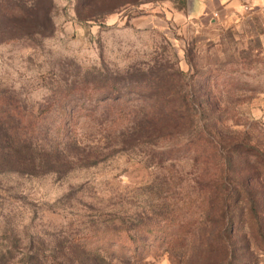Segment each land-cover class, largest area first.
<instances>
[{
    "label": "rangeland",
    "instance_id": "rangeland-1",
    "mask_svg": "<svg viewBox=\"0 0 264 264\" xmlns=\"http://www.w3.org/2000/svg\"><path fill=\"white\" fill-rule=\"evenodd\" d=\"M38 1L0 0V134L13 144L0 161V264H264V193L233 206L220 181L223 139L264 157L260 15L233 29L228 0H204L201 17L192 0H90L129 4L81 21L82 0H52L44 35ZM13 7L24 11L12 19ZM136 67L161 69L168 100L194 106L182 134L165 121L146 132L157 97L128 94ZM251 167L230 181L264 192V162Z\"/></svg>",
    "mask_w": 264,
    "mask_h": 264
},
{
    "label": "trees",
    "instance_id": "trees-1",
    "mask_svg": "<svg viewBox=\"0 0 264 264\" xmlns=\"http://www.w3.org/2000/svg\"><path fill=\"white\" fill-rule=\"evenodd\" d=\"M130 2V1H129ZM38 4V5H37ZM92 1L90 0H82L76 9V15L79 20L81 21H87V20H92L93 18L97 17H102L104 15L111 14L118 10L121 6L124 4H129L128 2H124L120 6H114L112 8H109L104 11H100L103 9H100L97 5L92 6ZM37 5V29L38 33H42L44 35L47 29L51 28L52 21H51V11L53 9V2L52 0H44V1H38L36 3ZM122 8V7H121ZM16 9H18L19 12H23L19 7H13L10 8V18H15L18 15L15 14ZM28 15L24 12L23 18ZM134 71L130 74L129 82L130 88L128 89V94H133L137 93L138 95H143L144 93H148L147 96H156L157 98L155 99L156 101L154 102L155 106V113L154 116L149 117L148 114L145 115L146 119V132L154 134L158 128V124L160 121H165L166 123H170V131H180L181 134L183 133L182 130L186 127L188 121L191 122L190 124H193V121H190L189 117L191 116V111H193L194 106L191 103L185 102L183 99L180 101V99L173 98L169 99L168 97L170 96L171 90L167 86V76L161 71V69H157V72L153 73L152 71L148 73L146 70H142L141 68H134ZM184 73L183 71L179 72L178 75L175 76V78H180ZM152 79H155L158 83H155L153 85ZM117 89H119L117 87ZM138 91V92H137ZM181 92V90L178 89V93ZM109 93V92H108ZM176 93V94H178ZM145 95V94H144ZM150 96V97H151ZM109 94L105 95V98H109ZM117 96L116 98H118ZM150 111V110H149ZM151 112V111H150ZM3 121L0 119V128L2 127ZM208 127V126H207ZM188 128L194 129V126H190ZM189 137L192 136L191 133H189ZM10 135L6 134H0V161L7 160L9 156V151L12 149V141L10 140ZM196 140V138H195ZM199 140V139H197ZM15 142V140H14ZM13 142V143H14ZM191 145H197V142L191 138L190 140ZM202 145V144H200ZM15 151V149H13ZM226 152L227 157H225V162L224 166H226V169L224 172L221 173L220 176V181L224 182L225 180H229L230 186L233 188H237L239 190H236L234 192L233 188H230L229 192L227 193L226 196L222 197V201L230 200L231 204L235 206L237 203L241 202L243 198L245 197L246 201L248 203H252V205H256V203H261V197L263 196V189L261 188H255L253 186V179H246L244 180V176L242 178L235 177L232 181H230V172L232 171L233 168H235L238 165L248 163L249 166H252L251 169L249 170V174L251 175L252 173H257L259 170V162L262 163L264 162V157L259 153V151L256 149L254 146H247V145H242L240 142H234L232 143L231 141L222 140V146L220 149V152ZM244 156V158H242ZM238 158L245 159V161L242 163L241 161L238 162ZM251 164V165H250ZM244 169V170H243ZM249 168H242V171L248 170ZM242 171L240 172L242 174ZM251 173V174H250ZM254 175V174H253ZM252 175V176H253ZM252 178V177H251ZM241 179V180H240ZM236 180V183H235ZM232 183H235L232 184ZM260 191V192H258ZM256 194H258L259 197H256ZM255 195V196H254ZM230 209V207H227ZM234 208V207H233ZM230 224H233V227L229 229L228 234L232 236V233L234 232L233 228L234 226L236 227L239 225L238 220L234 215L231 218ZM264 222L261 223V227H263ZM146 230L149 232V234H152V228L146 227ZM118 231V230H116ZM106 243V242H105Z\"/></svg>",
    "mask_w": 264,
    "mask_h": 264
},
{
    "label": "crops",
    "instance_id": "crops-1",
    "mask_svg": "<svg viewBox=\"0 0 264 264\" xmlns=\"http://www.w3.org/2000/svg\"><path fill=\"white\" fill-rule=\"evenodd\" d=\"M224 5L226 6L222 9L226 11V18L222 22L231 25L233 29L246 25L249 20L254 19V15H260L264 25V0H228ZM209 9L210 6L204 0H193L194 17L203 16ZM237 11H241L240 17Z\"/></svg>",
    "mask_w": 264,
    "mask_h": 264
},
{
    "label": "water",
    "instance_id": "water-1",
    "mask_svg": "<svg viewBox=\"0 0 264 264\" xmlns=\"http://www.w3.org/2000/svg\"><path fill=\"white\" fill-rule=\"evenodd\" d=\"M192 13H193V0H192Z\"/></svg>",
    "mask_w": 264,
    "mask_h": 264
}]
</instances>
